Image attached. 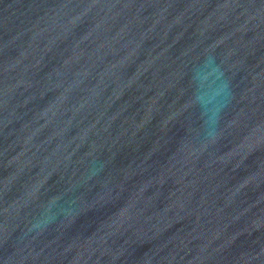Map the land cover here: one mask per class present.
<instances>
[{
  "label": "water",
  "instance_id": "obj_1",
  "mask_svg": "<svg viewBox=\"0 0 264 264\" xmlns=\"http://www.w3.org/2000/svg\"><path fill=\"white\" fill-rule=\"evenodd\" d=\"M0 264H264V0H0Z\"/></svg>",
  "mask_w": 264,
  "mask_h": 264
}]
</instances>
